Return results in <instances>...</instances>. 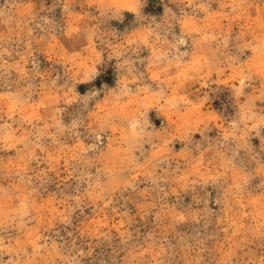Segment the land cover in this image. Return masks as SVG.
I'll use <instances>...</instances> for the list:
<instances>
[{
  "label": "rangeland",
  "instance_id": "rangeland-1",
  "mask_svg": "<svg viewBox=\"0 0 264 264\" xmlns=\"http://www.w3.org/2000/svg\"><path fill=\"white\" fill-rule=\"evenodd\" d=\"M0 264H264V0H0Z\"/></svg>",
  "mask_w": 264,
  "mask_h": 264
}]
</instances>
